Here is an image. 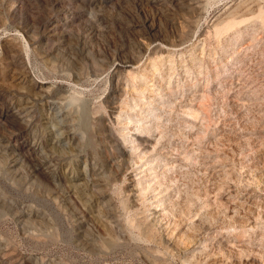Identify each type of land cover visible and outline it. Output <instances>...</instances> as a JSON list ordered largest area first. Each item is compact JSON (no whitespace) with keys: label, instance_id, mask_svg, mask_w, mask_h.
<instances>
[{"label":"rangeland","instance_id":"374dc122","mask_svg":"<svg viewBox=\"0 0 264 264\" xmlns=\"http://www.w3.org/2000/svg\"><path fill=\"white\" fill-rule=\"evenodd\" d=\"M0 264H264V0H0Z\"/></svg>","mask_w":264,"mask_h":264}]
</instances>
